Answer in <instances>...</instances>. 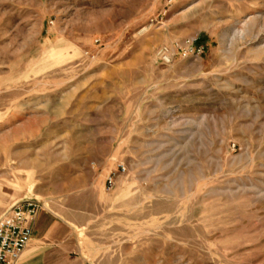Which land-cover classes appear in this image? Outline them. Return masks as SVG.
<instances>
[{
	"label": "rangeland",
	"instance_id": "rangeland-1",
	"mask_svg": "<svg viewBox=\"0 0 264 264\" xmlns=\"http://www.w3.org/2000/svg\"><path fill=\"white\" fill-rule=\"evenodd\" d=\"M25 201L16 264H264V0H0V216Z\"/></svg>",
	"mask_w": 264,
	"mask_h": 264
},
{
	"label": "built area",
	"instance_id": "built-area-1",
	"mask_svg": "<svg viewBox=\"0 0 264 264\" xmlns=\"http://www.w3.org/2000/svg\"><path fill=\"white\" fill-rule=\"evenodd\" d=\"M188 43L184 48L176 45V50L184 56H200L204 53V47L198 42ZM158 59L163 64H171L175 55H172L167 47L161 48L157 53ZM121 172L125 169L119 167ZM109 187L113 184V178L107 180ZM38 205L32 201L16 204L6 210L0 216V264H16L24 251L31 243L33 237L34 221L38 213Z\"/></svg>",
	"mask_w": 264,
	"mask_h": 264
},
{
	"label": "crops",
	"instance_id": "crops-1",
	"mask_svg": "<svg viewBox=\"0 0 264 264\" xmlns=\"http://www.w3.org/2000/svg\"><path fill=\"white\" fill-rule=\"evenodd\" d=\"M25 251H26V250H25ZM25 251H24V253H25ZM24 253H23V254H24ZM26 260H27V259H26Z\"/></svg>",
	"mask_w": 264,
	"mask_h": 264
}]
</instances>
